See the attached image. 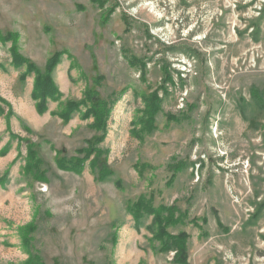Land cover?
Listing matches in <instances>:
<instances>
[{
  "label": "rangeland",
  "instance_id": "374dc122",
  "mask_svg": "<svg viewBox=\"0 0 264 264\" xmlns=\"http://www.w3.org/2000/svg\"><path fill=\"white\" fill-rule=\"evenodd\" d=\"M159 208L264 264V0H0V264H175Z\"/></svg>",
  "mask_w": 264,
  "mask_h": 264
},
{
  "label": "trees",
  "instance_id": "16d2710c",
  "mask_svg": "<svg viewBox=\"0 0 264 264\" xmlns=\"http://www.w3.org/2000/svg\"><path fill=\"white\" fill-rule=\"evenodd\" d=\"M141 66V63H140ZM97 100V99H96ZM148 108L152 111H158L160 102L156 101L154 97L148 100ZM98 105V103H97ZM105 105L99 104L94 107L92 110L95 112L96 116V124L98 126L103 125V112ZM38 110H41V107L38 106ZM107 174H103L106 176ZM160 209V208H159ZM149 213L153 214V227L156 226L158 229L156 231V238L161 241V251H175L173 262L175 264H186L185 263V248H184V235L172 236L166 232V228L178 222V219H174L171 210L166 208L160 209L159 212H155L154 210H150ZM175 223V224H176ZM174 224V225H175Z\"/></svg>",
  "mask_w": 264,
  "mask_h": 264
}]
</instances>
